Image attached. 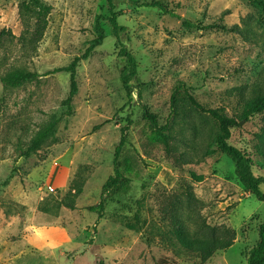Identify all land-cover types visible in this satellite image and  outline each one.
Listing matches in <instances>:
<instances>
[{"label":"rangeland","instance_id":"1","mask_svg":"<svg viewBox=\"0 0 264 264\" xmlns=\"http://www.w3.org/2000/svg\"><path fill=\"white\" fill-rule=\"evenodd\" d=\"M26 1L0 0V264H248L264 202L240 184L215 143L218 125L189 104L183 87L206 109L240 123L229 143L252 157L254 173L264 177V111L242 119L245 102L264 90L258 10L242 0H138L160 1L171 15L122 0L120 41L139 65L135 87L131 93L123 88L125 58L112 27L102 22L106 39L79 66V92L67 115L70 76L47 73L68 66L97 38L107 1L41 0L52 12L38 43L35 19L22 13ZM235 25L252 32L246 38L233 32ZM14 70L40 77L6 89L2 77ZM143 106L165 127L166 142ZM55 119L54 136L26 155ZM127 125L118 166L130 190L110 198L99 219L88 207L100 203L103 185L114 176ZM69 199L73 209L61 206ZM173 214L193 235L202 222L229 229L234 244L201 263L168 243L175 238Z\"/></svg>","mask_w":264,"mask_h":264},{"label":"trees","instance_id":"2","mask_svg":"<svg viewBox=\"0 0 264 264\" xmlns=\"http://www.w3.org/2000/svg\"><path fill=\"white\" fill-rule=\"evenodd\" d=\"M108 6V16L101 15L96 24L95 31L98 36L89 43L88 48L81 55L76 57L68 66L54 69L50 73H67L70 76V93L67 99L64 101L67 106V115L72 114V105L78 95V68L83 61L88 60L95 50L102 46L106 34L102 22H108L112 27L114 36L118 39L120 47L119 55L125 58V66L121 71V82L123 88L131 93L135 87L134 82L138 79V62L136 57L127 49L126 45L120 41V34L126 31V27L122 26L116 12L118 4L122 0H106ZM247 2L251 7L258 10L259 21L264 24V0H242ZM131 7H145V8H158L161 11L174 15L173 11H169L166 6L160 1H145L140 2L138 0H131ZM52 12V7L41 0H27L22 5V13L24 16L35 19V30L32 34V40L34 43L40 42L49 24V16ZM186 25L190 26L187 22ZM233 32L241 33L246 38L247 34L251 33V29L243 30L238 25L232 27ZM40 75L25 70H14L8 72L2 77V82L6 89H15L26 83L36 81ZM184 93L187 97L189 104L201 113L209 114L216 124L218 125V133L215 137V143L218 149L224 153L235 167V174L240 184L244 187L245 191L253 195L257 200L264 202V192L261 190V184L264 183V177H259L254 173V160L247 153L232 146L229 140L232 137V129L240 125L235 118L229 117L223 114L219 110H208L202 106L196 99L190 94L189 90L183 87ZM140 96V93H139ZM175 101V97H173ZM173 101V102H174ZM144 117L150 122L152 130L155 131L157 136L166 142V137L163 133L165 127L160 126L156 115L150 113L146 106H143ZM264 111V90L260 89L255 98L245 102L244 112L242 119L248 121L251 117L260 114ZM58 120L51 121L45 126L37 136L31 141L28 146L26 155L39 150L44 142L54 136ZM129 130V125L122 129V139L119 146L116 148L114 157V176L110 177L108 181L103 185L101 193L100 203L88 207L91 213L97 214L98 218H103L106 211V204L110 198L118 195L126 194L130 190L131 180L120 171L118 166V159L120 157L123 146L126 144V135ZM1 186V185H0ZM80 190L76 191L78 194ZM190 197V195H189ZM61 206L73 209L75 207L74 200L60 201ZM131 226V225H129ZM171 227L175 238L169 239L168 243L178 249H183L192 254H195L200 258L201 263L207 262L216 252L229 249L234 244L235 234L229 229L212 228L202 222L199 226L197 234L193 235L188 231L185 222L177 215L173 214L171 217ZM248 264H264V221L259 227L258 241L255 246L248 253Z\"/></svg>","mask_w":264,"mask_h":264},{"label":"water","instance_id":"3","mask_svg":"<svg viewBox=\"0 0 264 264\" xmlns=\"http://www.w3.org/2000/svg\"><path fill=\"white\" fill-rule=\"evenodd\" d=\"M242 124V123H241Z\"/></svg>","mask_w":264,"mask_h":264}]
</instances>
